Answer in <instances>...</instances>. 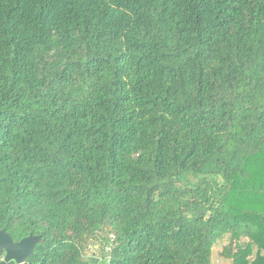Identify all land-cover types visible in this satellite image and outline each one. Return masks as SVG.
<instances>
[{
    "label": "trees",
    "instance_id": "1",
    "mask_svg": "<svg viewBox=\"0 0 264 264\" xmlns=\"http://www.w3.org/2000/svg\"><path fill=\"white\" fill-rule=\"evenodd\" d=\"M3 228L22 264H264V0H0Z\"/></svg>",
    "mask_w": 264,
    "mask_h": 264
},
{
    "label": "water",
    "instance_id": "2",
    "mask_svg": "<svg viewBox=\"0 0 264 264\" xmlns=\"http://www.w3.org/2000/svg\"><path fill=\"white\" fill-rule=\"evenodd\" d=\"M40 240L41 235L30 234L14 241L8 231L0 229V264H8L11 260L22 264L26 257L33 254L34 247Z\"/></svg>",
    "mask_w": 264,
    "mask_h": 264
},
{
    "label": "rangeland",
    "instance_id": "3",
    "mask_svg": "<svg viewBox=\"0 0 264 264\" xmlns=\"http://www.w3.org/2000/svg\"><path fill=\"white\" fill-rule=\"evenodd\" d=\"M229 240V236L226 235L223 238L219 239L212 247L211 253V264H231L230 259L227 256V253L224 250L225 245ZM99 244L95 243L91 245L87 250L86 254L98 253Z\"/></svg>",
    "mask_w": 264,
    "mask_h": 264
}]
</instances>
